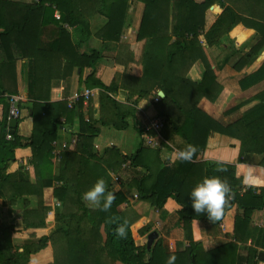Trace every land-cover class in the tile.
<instances>
[{
  "label": "trees",
  "instance_id": "trees-1",
  "mask_svg": "<svg viewBox=\"0 0 264 264\" xmlns=\"http://www.w3.org/2000/svg\"><path fill=\"white\" fill-rule=\"evenodd\" d=\"M137 1L141 4V13L134 36L136 41H142L139 54L142 73L135 79L140 85L137 97L146 98L156 94L154 89L162 90L164 96L154 104L156 115L166 120L160 134L165 139L169 135L177 136L180 140L176 144L178 150L188 143L195 145L198 149L196 155L191 162L160 161L157 149L142 144L141 120L135 116L133 106H122L111 97L116 90L114 82L104 85L94 76L95 67L102 58L101 52L96 49L85 52L79 48L82 39L91 34L88 15L92 13L104 19L93 35L103 42L119 41L129 0H0L1 204L19 201L23 207V225L42 226V188L52 186V195L59 202L54 218H67V225L56 226L48 235L21 243L12 242L13 226L0 219V264H27L30 254L47 244L52 247L50 264H112L114 261L121 264H166L173 252H167L159 238L155 237L148 248L145 244H136L137 228L132 226L124 212L118 210V205L125 199L119 190L114 191L116 199L108 212L87 207L81 198L83 189L91 187L101 177L112 191L108 171H119L122 163L132 170L142 168L127 182L129 187H134L137 199L156 209H161L167 198H172L180 206L178 222L188 244L174 252L176 264H256V249L245 246V241L249 235L252 209L264 208V187L242 189L240 179L234 175L233 164L223 163L227 170L217 172L215 163L197 160V155L204 148L208 134L216 132L239 141L236 161L245 153L262 154L259 163L264 167V100L226 123L210 118L197 107V101L201 96L213 100L217 95L216 91L211 94L213 74L199 36L202 35L206 45H212L237 23L264 29L259 23L262 15L264 19V0H242L247 17L235 12L228 3L223 4V0ZM215 3L220 5L221 11L204 29V12ZM54 12L58 13L57 19ZM66 27L78 32L79 41H72ZM260 32V39L243 54L241 61L250 59L264 46V31ZM20 59L24 60L23 66L26 67V109L30 111L32 124L27 138L18 136L16 127L7 129L6 121V95L15 93L14 64ZM196 60L202 63L203 70L201 79L193 83L184 76ZM74 67L80 71L89 68L80 83L85 88L99 89V116L95 120L80 112L81 99L71 108L63 101H48L49 81L68 77ZM263 77L264 61L254 72L243 76L239 85H252ZM5 81L14 88L5 85ZM74 116L78 118L79 128L74 135L71 159L63 153L54 167L51 141L56 138L60 127H70ZM127 119L131 120L139 137V144L132 153L120 155L113 146L99 153L92 151L91 142L98 132L97 125L120 130L129 125ZM6 133L10 138H5ZM16 147L30 149L28 164L32 168L33 182L18 171L7 172ZM209 176L228 180L235 195L226 209L234 206L236 211L232 240L205 250L199 242L192 240L190 221L213 222L206 213L198 215L194 212L190 192ZM29 197L35 199L33 209L27 208ZM124 221H127L128 235L127 239H120L113 229ZM140 231L148 232V227ZM258 231L262 232V229ZM255 245L264 248L263 241ZM239 250L243 252L241 256Z\"/></svg>",
  "mask_w": 264,
  "mask_h": 264
},
{
  "label": "crops",
  "instance_id": "crops-1",
  "mask_svg": "<svg viewBox=\"0 0 264 264\" xmlns=\"http://www.w3.org/2000/svg\"><path fill=\"white\" fill-rule=\"evenodd\" d=\"M208 10L205 14L204 29H207L215 20L221 11V7L215 3L209 6ZM233 10L247 17L246 10ZM259 23L264 25L263 15L259 19ZM126 26L127 24L125 23L124 28ZM71 29L73 30V35H75L72 37L71 34L72 41H79L78 32L73 28ZM127 30H125V36H122H127L126 38L130 39L131 35L129 33L131 31H129L130 29L128 27ZM260 31H264V29L237 23L232 25L228 32L222 35L212 45H206L202 35L199 36L200 46L213 74L214 82L212 84L211 94L213 91H216L217 95L213 100L201 96L197 101V107L210 118L221 123L230 122L241 116L250 107L264 100V77L252 85L245 87H240L239 85V81L243 76L254 72L264 61V46L250 59L246 61L240 60L243 54L247 53L260 39ZM79 48L85 52L90 49H96L101 52L102 58L95 67L94 76L104 85H108L111 82L115 83L116 90L112 93L113 95L111 97L116 102L122 106H133L135 116L138 120L156 115L155 103L151 100L153 95H148L146 98H138L136 93L140 85L135 79L140 78L142 73L139 59V44L130 41L125 43L121 39L117 43L102 42L98 38L90 35L82 39L79 43ZM23 65L24 60L20 59L15 61V93L10 94H16L20 97L19 103L21 104V110L20 117L16 120V134L22 138H27L30 134L32 124L29 116L30 111L28 112L26 109L28 105L24 80L26 67ZM202 70V63L196 60L188 67L184 77L188 81L196 83L201 79ZM88 71L89 68L87 67H84L81 71L78 67H74L68 77L64 79H51L48 83V101H63L66 103L71 95L84 88L83 84L80 83V79H83ZM5 85H7L6 81ZM8 85L9 88H14L10 83ZM89 89L92 90V95L86 103L82 102L80 112L83 116L89 115L92 120H95L99 116V89L95 87ZM158 90L154 89V93L157 94ZM127 122L129 125L120 130L114 129L109 125H97L98 132L91 142L92 151L99 153L104 148L113 146L118 149L120 155L132 153L136 148L128 152L127 148L130 147V142H124V139L131 138V134L129 135V132H127L128 129L136 134L137 137L138 134L133 129L131 120L127 119ZM78 128L79 121L74 116L69 128L63 126L57 131L56 138L53 140L55 142L53 149L58 151L59 158L63 153H67V157L71 159V153L75 145V142L71 143V140L78 132ZM168 137L165 139L160 134L159 148L142 144L145 147L157 149L158 159L160 161L171 162L175 159L174 153L178 150L176 144H179L180 140L175 135H169ZM62 144H64V147L61 146ZM238 147L239 141L237 139L216 132H210L206 138L204 148L197 155V160L205 162L220 160L223 163L233 164L234 175L240 179L242 189L247 187H255L256 189L264 187V167L259 163L263 155L245 153L239 161H236ZM29 158V147L14 148L13 159L8 163L7 172L18 171L22 177H26L29 182H33L32 168L28 164ZM59 158L57 161L51 158L54 167L59 162ZM141 169L137 167L132 170L127 167L126 163H122L120 165L121 171H108L112 191L119 190L125 197L118 205V210L124 212L131 220L132 226L137 228L135 242L138 246L145 244L146 235L154 230L157 233L156 237L161 240L167 252L178 251L188 244V240L184 236V231L178 222L177 211L180 206L172 198H167L161 209H156L151 207L147 202L137 199L134 187H129L127 182L131 175H135ZM88 188L86 186L83 189L84 192ZM84 192L82 191V193ZM29 199L30 203L27 204V208H35L34 197H29ZM41 200L44 206V224L38 227H25L21 220L23 207L20 202L15 201L11 204L5 202L2 205L0 198V211L4 209L6 213V220L4 222L5 224H11L13 226L10 235L12 242L21 243L35 240L42 235H48L56 226L67 225V218L59 220L54 218L55 204H53V200L56 201V199L52 195V186L42 188ZM235 211L234 206L226 209L222 219L215 224L204 220L190 221L192 240L199 242L205 250L232 240V225ZM145 226L148 227V232H141L140 230ZM248 228L249 235L246 236L245 246L250 245L256 249V264H264L263 258H257L258 252L264 253V248L255 245L258 242H264V208L252 209ZM260 229H262V232L258 231ZM239 253L238 255L241 256L243 253L242 250H239ZM51 261L52 247L50 244H47L36 253L30 254L27 264H49ZM112 264L121 263L114 261Z\"/></svg>",
  "mask_w": 264,
  "mask_h": 264
},
{
  "label": "clouds",
  "instance_id": "clouds-1",
  "mask_svg": "<svg viewBox=\"0 0 264 264\" xmlns=\"http://www.w3.org/2000/svg\"><path fill=\"white\" fill-rule=\"evenodd\" d=\"M156 95L163 97L164 93L161 90ZM197 151L195 145L188 143L174 153V158L181 162H191ZM213 163L216 164L217 172L227 170L222 161L214 160ZM234 195L231 184L220 176L204 177L190 192L194 212L198 215L206 213L208 219L213 223L222 219L225 209ZM81 198L87 207L108 212L115 202L116 194L108 189L107 182L101 177L82 194ZM113 231L118 238L127 239V221L117 223ZM176 260L177 256L173 252L168 256L166 264H176Z\"/></svg>",
  "mask_w": 264,
  "mask_h": 264
},
{
  "label": "built area",
  "instance_id": "built-area-1",
  "mask_svg": "<svg viewBox=\"0 0 264 264\" xmlns=\"http://www.w3.org/2000/svg\"><path fill=\"white\" fill-rule=\"evenodd\" d=\"M54 17L57 19L58 15L54 14ZM91 95H92L91 89L83 88L79 92L74 93L68 98L66 102V106L68 108H71L79 99H81L83 103H86L91 97ZM6 97H7V104H8L6 121L10 118H14L17 120L20 117V110H21L19 106L20 97L16 94H8L6 95ZM159 98L160 97L158 95L154 94L151 100L153 103H155L159 101ZM84 120H87V118L85 117ZM165 124H166V120L163 117H160L157 115L141 119L140 128L142 130V143L145 146L159 148L160 147V144H159L160 143V131L164 127ZM7 129L9 128L7 127ZM5 138H10V134L6 133ZM54 143H55L54 141H51V145H52V150H51L52 157L51 158L57 161L59 158L58 156L59 153L58 151L53 149ZM71 143H74V138H72ZM61 146L64 147V144H62ZM133 197H135V195H133ZM56 205H58L57 202H56Z\"/></svg>",
  "mask_w": 264,
  "mask_h": 264
},
{
  "label": "rangeland",
  "instance_id": "rangeland-1",
  "mask_svg": "<svg viewBox=\"0 0 264 264\" xmlns=\"http://www.w3.org/2000/svg\"><path fill=\"white\" fill-rule=\"evenodd\" d=\"M17 1H19V2H29L30 0H17ZM227 3L231 6L232 9H236V10L242 9V10H244V4H243L242 0H223V4H227ZM207 11H209L208 8L204 12V25H205V14H206ZM140 13H141V4L137 0H129L128 8H127V11H126V14H125V18H124V23H126L127 26L125 28L124 27L122 28L121 34H120V38H119V40L121 39L125 43H128L130 41V42H135V43L139 44V50H141L142 41H136L134 33H135V28L137 27V24H138V21H139ZM54 14L58 15L57 12H54ZM103 20H104L103 17L100 16L99 14L92 13V14L88 15L89 29H90V32H91L90 35L94 36L93 32L103 23ZM127 27L130 29L129 31H131L129 33V35H131L130 39L126 38L127 36L126 37L122 36V35L125 36V30L128 31ZM66 28L69 29L70 27H66ZM68 31L72 34V37L75 36V35H73V30L71 28ZM72 37H71V39H72ZM94 37H96V36H94ZM117 42L118 41H114V43H117ZM125 46H127V45H125ZM20 106H21V104H20ZM127 132H129L128 133L129 135L131 134L130 135L131 138L130 139H124V142H126V141L130 142V147L127 148V151L131 152L138 146L139 139H138L137 135L134 134L130 129H128ZM126 136L129 137L128 135H126ZM55 184L57 185V183H55ZM56 201L53 200V204H55L54 205V211H56V208H59V205H56ZM57 203L59 204L58 201H57ZM0 219L3 220V221L6 220V213H5L4 209L0 211ZM18 238H20V237H18Z\"/></svg>",
  "mask_w": 264,
  "mask_h": 264
},
{
  "label": "water",
  "instance_id": "water-1",
  "mask_svg": "<svg viewBox=\"0 0 264 264\" xmlns=\"http://www.w3.org/2000/svg\"><path fill=\"white\" fill-rule=\"evenodd\" d=\"M158 92H160V90H158ZM157 92V93H158ZM159 97H161V96H159ZM16 119H14V118H10V119H8L7 120V127L9 128V129H13V128H15L16 127ZM156 235H157V233L154 231V230H152V231H150L147 235H146V242H145V247L146 248H148L149 246H150V244H151V242H152V240L156 237ZM257 258L258 259H264V253H262V252H258V254H257Z\"/></svg>",
  "mask_w": 264,
  "mask_h": 264
}]
</instances>
